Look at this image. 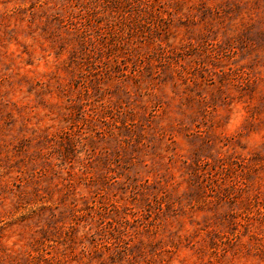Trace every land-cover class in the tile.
I'll return each mask as SVG.
<instances>
[{
  "label": "rangeland",
  "instance_id": "obj_1",
  "mask_svg": "<svg viewBox=\"0 0 264 264\" xmlns=\"http://www.w3.org/2000/svg\"><path fill=\"white\" fill-rule=\"evenodd\" d=\"M0 264H264V0H0Z\"/></svg>",
  "mask_w": 264,
  "mask_h": 264
}]
</instances>
